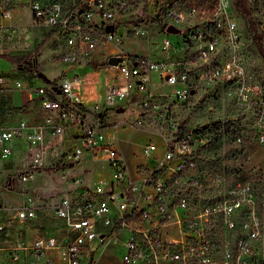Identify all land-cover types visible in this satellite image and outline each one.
I'll list each match as a JSON object with an SVG mask.
<instances>
[{"label": "built area", "instance_id": "obj_1", "mask_svg": "<svg viewBox=\"0 0 264 264\" xmlns=\"http://www.w3.org/2000/svg\"><path fill=\"white\" fill-rule=\"evenodd\" d=\"M235 4L233 0H0L1 17L11 18L17 8L24 6L30 13L31 25L52 29L61 42L59 59L67 66L58 81L52 80L50 86L33 90L41 118L35 121L22 118L11 125L0 121V157H9L11 142L23 138L32 155L29 168H37L43 163L46 135L62 136L69 128V137L74 139L68 150L69 160L77 163L82 157L102 159L111 170L110 180L100 176L91 184L75 177L73 187L54 205L56 216L64 220L73 235L62 241L53 235L37 236L30 244L20 241V249L35 252L38 257L57 250L58 264H95L96 250L107 247L118 231L124 230L127 235L123 242V263L210 262V251L217 249V243L206 238L204 224L213 215H230L241 202L231 196L235 189L230 188L227 193L218 184L211 202L193 206V195L204 189V182L190 150L192 131L182 126L184 131L178 134L182 123L157 101L152 76L156 72L160 83L173 86L171 92L183 100L193 90L189 82L191 71L196 73L195 81L210 86L222 79L244 76L246 36L240 28ZM169 25L179 31H168ZM151 27L163 34L159 50L163 53L176 50L181 53L180 60L169 57L155 60L118 46L125 38L149 33ZM171 35L180 37L172 39ZM111 56L123 59L108 64ZM81 63H100V67L106 63L115 70L112 77L121 76L125 80L113 84L106 78L104 102L94 115L95 120L89 117L77 91L83 77L67 73ZM6 81L0 75V91ZM251 93L258 97L263 93L262 85L247 88L244 83L234 96L247 105L252 100ZM135 96L141 107L139 115L153 120L163 139L161 158H156L158 150L154 142L143 147L144 155L158 162L157 168L147 174L138 166L139 173L130 171L117 129L105 116V111L117 110L122 102ZM259 125V139L264 142V129ZM23 180H28L27 176ZM178 211L183 212L186 233L182 231L180 240L164 237L162 227L173 214L179 215ZM14 213L18 220L25 221L35 218L37 210L28 201ZM4 227V207L0 205V230ZM223 256L225 263H230L228 249ZM8 264L34 263H23L16 251ZM250 264H264V252L254 256Z\"/></svg>", "mask_w": 264, "mask_h": 264}, {"label": "rangeland", "instance_id": "obj_2", "mask_svg": "<svg viewBox=\"0 0 264 264\" xmlns=\"http://www.w3.org/2000/svg\"><path fill=\"white\" fill-rule=\"evenodd\" d=\"M243 2L248 9L247 14L244 15L237 4L235 13L246 36L244 76L222 79L210 86L195 81L196 73L191 71L189 82L193 90L186 100L171 92L173 86L160 83L156 72L152 76V91L157 101L192 131L190 150L204 182V189L193 195V206L211 202L218 184L227 193L230 188L235 189L231 196L238 197L241 202L230 215H213L204 224L206 238L217 243V249L210 251L208 264H227L223 256L225 249L231 253V264H250L254 256L264 252V142L259 139V123L264 129V0ZM21 9L22 12L19 11ZM15 12L13 18L0 20L10 24L0 26V75L10 81L16 79V82L32 89L48 87L50 81H58L67 68L59 59L60 42L46 28L30 24L26 7L21 6ZM162 35L151 27L149 33L125 38L118 46L155 60L166 57L180 60L181 53L176 50L170 53L159 50ZM177 37L180 36L171 35L172 39ZM67 73L83 77L77 86L78 94L92 120L102 108L106 78L113 84L125 81L121 76L112 77L115 70L106 63L100 71L92 64H76ZM243 77H246L245 81ZM244 83L247 88L257 83L263 87V93L258 97L251 93L252 100L247 105L241 104L234 96ZM5 94L10 96V91ZM136 100L135 96L131 101L122 102L117 110L105 111V116L117 129L130 171L139 173L138 166L147 174L157 168V159L163 155V139L153 120L139 115L141 107ZM7 114H10V100L0 104L1 122ZM69 131L71 129L68 128L62 136L47 139L43 163L37 168H29L32 155L24 142L15 143L12 155L0 159V205L4 207L6 219L5 228L0 230V264H8L14 252L20 253L21 239L27 240L28 244L32 242L30 231L32 236L51 233L59 241L67 235L68 228L64 220L56 216L54 205L63 193L73 187L75 177H81L87 184L100 176L111 179V170L105 160L88 157H82L77 163L69 160L68 150L74 145ZM121 138H129L130 146ZM149 142L156 144L157 159L144 155L143 147ZM56 164L58 167L54 168ZM23 176L28 180H23ZM244 187L248 189L244 191ZM28 201L36 206L37 217L25 221L13 219L15 209ZM178 213L173 214L162 227L164 237L173 236L180 240L182 231L186 233L183 212ZM126 235V231H118L107 247L96 250L95 264H128L121 261ZM188 242L193 241L188 239ZM46 255L44 252L43 256ZM42 257L31 252L28 261L35 263Z\"/></svg>", "mask_w": 264, "mask_h": 264}, {"label": "crops", "instance_id": "obj_3", "mask_svg": "<svg viewBox=\"0 0 264 264\" xmlns=\"http://www.w3.org/2000/svg\"><path fill=\"white\" fill-rule=\"evenodd\" d=\"M19 11L22 12V9L19 10ZM15 13L16 12H14V14ZM29 16H30V13H29ZM11 18H13V17H11ZM4 19H6V18H3V17L0 16V20H4ZM29 22L31 24V16H30V21ZM9 25H10L9 23L8 24H4V23L0 22V26H9ZM40 27H44V28L47 29L48 32L53 33V35H55V37H56L55 39L59 41V38H58L57 34L52 29H50L49 27H46V26H40ZM91 64L96 67L97 71L101 70L100 63H96V64L95 63H90L89 65H91ZM65 70H67V68ZM33 90L34 89H32L31 87L24 86L22 83H21L20 86H17L16 85V79L15 80L12 79V81H10V79L8 80V78H7V83H3L2 84V90L0 91V104L5 103L6 101L9 102V100H10V114H7L2 122L11 125V124L16 123L18 120H20L22 118H28L29 120H32V121H35V119L38 120L39 118H41V112H40V108L38 106V98L36 97V94L33 92ZM9 91H10V96H8L9 94H7V95L5 94V93H8ZM77 91H78V89H77ZM4 94L6 95V98L4 97ZM84 108H85L86 111H88L87 110V106H84ZM54 138L55 137H53V136H51L49 134L46 135L45 143H46L47 139H54ZM121 139H123V140L125 139V141L130 146V141L131 140L129 138H121ZM19 142H24L26 144V150L29 152V146H28L27 141L25 139H23V138H17V139H15V140H13L11 142L12 153H13V151H15V143H19ZM0 159H5V158H1L0 157ZM13 216H14L13 219H17L15 217V213H14ZM36 217H37V215H36ZM32 219H26V220H32ZM5 221H6V219L4 217V225H5ZM67 228H68V231H69L68 233L73 235L71 229L69 227H67ZM68 233L60 241L64 240L67 236H70ZM48 235H53V234H51V233L34 234L32 236V231H30V238H32V240L35 237H37V236H48ZM53 236H55V235H53ZM22 240H25V239H21V241ZM25 241H27V240H25ZM20 255H21V261L23 263H24V261L25 262L28 261L29 252H26V251L21 249L20 250ZM59 262H60V260L58 258L57 250H50V251L47 252L46 256H44V257H42L40 259H37V261H35L36 264H49V263L50 264H58Z\"/></svg>", "mask_w": 264, "mask_h": 264}, {"label": "water", "instance_id": "obj_4", "mask_svg": "<svg viewBox=\"0 0 264 264\" xmlns=\"http://www.w3.org/2000/svg\"><path fill=\"white\" fill-rule=\"evenodd\" d=\"M170 2V0H169ZM109 29H111V27H109ZM167 30L168 31H171V32H178V28L172 26V25H169L167 27ZM123 58L121 56H111L108 58L107 62L108 64H117L119 61H121ZM51 96H53V94H51Z\"/></svg>", "mask_w": 264, "mask_h": 264}, {"label": "trees", "instance_id": "obj_5", "mask_svg": "<svg viewBox=\"0 0 264 264\" xmlns=\"http://www.w3.org/2000/svg\"><path fill=\"white\" fill-rule=\"evenodd\" d=\"M236 4L238 5V7H240V8L242 9V12L244 13V15H246L247 12H248V9L245 7L243 0H236ZM4 97H5V96H4ZM182 126H183V125L181 124V129H182V130H180V132H179L178 134H181V133L184 131V129H183ZM56 167H58V164H56V165L54 166V168H56Z\"/></svg>", "mask_w": 264, "mask_h": 264}]
</instances>
